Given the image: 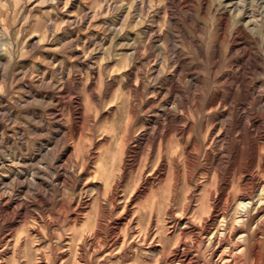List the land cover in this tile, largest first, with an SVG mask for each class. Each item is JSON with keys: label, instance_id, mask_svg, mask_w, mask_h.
<instances>
[{"label": "rangeland", "instance_id": "1", "mask_svg": "<svg viewBox=\"0 0 264 264\" xmlns=\"http://www.w3.org/2000/svg\"><path fill=\"white\" fill-rule=\"evenodd\" d=\"M261 103L264 0H0V264H163L264 172Z\"/></svg>", "mask_w": 264, "mask_h": 264}, {"label": "bare ground", "instance_id": "2", "mask_svg": "<svg viewBox=\"0 0 264 264\" xmlns=\"http://www.w3.org/2000/svg\"><path fill=\"white\" fill-rule=\"evenodd\" d=\"M261 105L264 106L263 103ZM263 174L264 172L254 169L250 185L231 187L230 192L223 191L218 197H211L210 190L206 189L198 202V210L192 222L177 219L176 236L172 235L173 231L168 234V228L165 227L159 232L160 239L166 244L172 241L176 243L171 250L163 246L158 253V261L163 256V264H264ZM32 181L34 183L35 179ZM92 201L91 198L84 201V209L71 220L72 223L77 224ZM196 217L198 227L194 228ZM74 233L78 234L76 228ZM155 237L156 235L152 240Z\"/></svg>", "mask_w": 264, "mask_h": 264}]
</instances>
